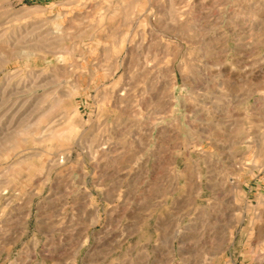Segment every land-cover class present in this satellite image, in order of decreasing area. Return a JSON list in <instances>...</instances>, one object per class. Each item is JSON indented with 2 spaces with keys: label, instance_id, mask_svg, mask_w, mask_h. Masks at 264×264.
Masks as SVG:
<instances>
[{
  "label": "rangeland",
  "instance_id": "obj_1",
  "mask_svg": "<svg viewBox=\"0 0 264 264\" xmlns=\"http://www.w3.org/2000/svg\"><path fill=\"white\" fill-rule=\"evenodd\" d=\"M0 264H264V0H0Z\"/></svg>",
  "mask_w": 264,
  "mask_h": 264
}]
</instances>
